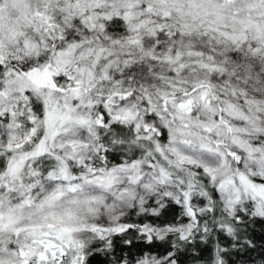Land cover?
I'll return each instance as SVG.
<instances>
[{"label": "snow or ice", "instance_id": "obj_1", "mask_svg": "<svg viewBox=\"0 0 264 264\" xmlns=\"http://www.w3.org/2000/svg\"><path fill=\"white\" fill-rule=\"evenodd\" d=\"M0 264H264V0H0Z\"/></svg>", "mask_w": 264, "mask_h": 264}]
</instances>
